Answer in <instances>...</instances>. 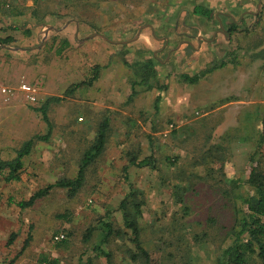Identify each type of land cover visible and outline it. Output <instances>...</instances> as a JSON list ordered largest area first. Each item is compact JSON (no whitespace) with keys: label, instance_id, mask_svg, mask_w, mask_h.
Returning <instances> with one entry per match:
<instances>
[{"label":"rangeland","instance_id":"1","mask_svg":"<svg viewBox=\"0 0 264 264\" xmlns=\"http://www.w3.org/2000/svg\"><path fill=\"white\" fill-rule=\"evenodd\" d=\"M30 1L32 5L25 7ZM170 1L174 0L7 3L13 12L22 10V19H30L24 22L89 23L88 32L106 28V38L109 28L120 23L112 32L120 40L132 37L128 34L138 25L127 34L125 29L131 24L127 22L157 18ZM176 2L190 6L191 13L195 7L209 10V22L243 23L232 33L227 30L228 42L219 35L226 51L235 53V63L201 76L188 90L180 80L171 82L170 71L168 75L163 71L150 88L136 85L133 92L134 74L125 65L118 75H98L91 86L67 94L72 84L91 76V67L102 64L96 57L104 55L98 43L73 38L74 24L69 35L75 43L62 54L50 47L25 56L24 83L37 88V99L13 106L11 118L1 124L0 135L2 129H8L11 142L0 158H14L24 141L46 134L47 123L38 109L48 97L61 99L47 109L50 138L34 140L30 154L22 159L20 180L0 186V213L12 219L13 227H20L19 239L30 237L24 264H40L43 257L46 260L41 264H87L89 260L107 264L96 246L104 233V220L111 221L115 229L122 226L118 207L129 192L128 183L138 197L142 192L141 240L157 264H215L219 252L231 243L242 207L239 194L249 189L243 184L254 164L249 153L255 148V134L264 115V0ZM196 3L200 4L193 6ZM185 12L181 11L180 20ZM177 14L175 9L164 15L168 23H174ZM200 15L194 13V17ZM225 49L221 47V55ZM3 62L0 59L2 66ZM105 117L109 119L105 149L87 168L84 183L74 196L63 188H53L25 208L14 203L28 200L60 178H73ZM132 158L136 162L148 158L153 166L130 165ZM5 173H0V181ZM89 227L93 229L86 239ZM100 247L110 252L112 264H136L129 258L128 249L134 247L126 237L112 236Z\"/></svg>","mask_w":264,"mask_h":264},{"label":"crops","instance_id":"2","mask_svg":"<svg viewBox=\"0 0 264 264\" xmlns=\"http://www.w3.org/2000/svg\"><path fill=\"white\" fill-rule=\"evenodd\" d=\"M0 1V39L9 40L0 42V59L4 60V66L0 63V85L13 88H17L24 82L22 70L26 68V55H35L37 54L36 52L39 53L46 48L50 49V47L56 53L62 47L64 39H67L70 45L63 48L62 52L75 43L69 35V28L71 25L73 27L74 24L73 38L78 39L80 43L88 42L91 44L96 42L104 52V55L96 57L102 60V64L98 63L101 66L99 78L108 74L113 75V77L118 75V71L124 69L125 61L132 62L142 54L144 58H152L154 60L157 76H160L159 73L163 71H166L165 75H168V71H170L171 82L176 84L180 80V84L188 90L190 86L193 87L195 84H190L189 82L181 83L184 80H181L178 75L182 73L194 75L205 69V65L210 61L220 60L224 57L227 49L221 44L219 35L224 36L228 42V37H226L227 30V33H230L232 28L238 29L239 24H243L233 23L234 21L232 23H224L221 19L217 20V23L209 22L210 18L207 15L203 16V14L200 17H194V11L192 13L191 11L188 12L190 6H182L180 2H176L181 0H174L170 1V4H165L167 5L166 7L163 5V10H159L162 11V14L157 18H148L149 20H144L145 23H137L138 20L127 22L131 23L128 26L129 28L126 27L127 29H125L127 34L138 24L136 30L134 29L135 31L128 34L132 37L117 40L113 38L112 32L117 29L116 26L120 23H116L112 28H109L106 38L103 35V30L106 28H98L99 31L88 32L89 23L24 22L23 20L30 19H22L21 15L23 12H21V9L19 12H13L12 8L8 7L7 0ZM32 3V1L26 2L25 7H30ZM200 3L201 5L206 4L204 1ZM200 3H196L193 6ZM205 6L208 7V5ZM175 9L179 14L178 21L168 23L164 14L167 13L169 16ZM184 9L186 10L185 17L180 20V13ZM192 19L194 21L189 23ZM100 26V28L104 27L102 23ZM132 26L133 28H131ZM118 37L117 35L116 38ZM221 47L225 49L222 55L220 54ZM109 50H111L110 54L107 53ZM150 52L152 55L148 57L147 54ZM162 56H164L163 59H160ZM219 56L220 58H218ZM21 59L24 60L23 63ZM229 65L231 66L232 64L229 63L225 67ZM5 98L0 93V116H2L0 118V126L11 118L13 106H23V102H26L25 95L20 91H17L9 99ZM1 133L0 153L1 151L4 152V149L9 148L11 142V135L8 129H2ZM18 149L15 150V153ZM2 159L0 158V161H5ZM5 171L7 172L6 169ZM14 181L17 180L6 181L4 177L3 181H0V186L4 187V185H9ZM8 197L9 195L2 197V199ZM18 202L20 201L14 200L16 205H18ZM5 216L0 213V264H24L23 259L26 258L25 252L30 244V237L28 236L27 240L24 241L19 239L18 229L20 227H13L12 219L8 215V218Z\"/></svg>","mask_w":264,"mask_h":264},{"label":"trees","instance_id":"3","mask_svg":"<svg viewBox=\"0 0 264 264\" xmlns=\"http://www.w3.org/2000/svg\"><path fill=\"white\" fill-rule=\"evenodd\" d=\"M194 13H200L209 16L210 11L205 9L194 8ZM235 23V22H233ZM236 28H232L230 33ZM8 39H0V42H7ZM70 45L67 39L63 40L62 47L56 51V54H62V49ZM140 55V54H139ZM235 53L232 51H226L224 57L220 60H214L209 62L207 68L197 72L194 75L187 73L180 74V79L187 81L191 84H195L201 76L210 73L218 68H223L227 64H234L236 61ZM124 64L134 74L132 82V90L134 92V86L141 85L145 88L151 87V81L157 78V70L154 60L152 58H144L138 56L132 62L125 61ZM91 76L83 81L72 84L65 92L68 94L75 88L80 86H91L93 82L98 78L100 65H94L91 67ZM162 87L161 89H163ZM59 97H48L42 103L40 110L43 119L47 123L46 134H37L26 140L22 146L16 151V156L10 160L0 161V173L5 169L7 170L5 180L13 181L19 180L22 171V159L30 154L34 140H48L51 134V123L47 115V109L51 102L59 101ZM160 100V94L155 98V103ZM109 131V119L105 117L94 137L92 144L83 152L82 157L78 164L76 175L73 178H60L53 183L45 186L42 189L35 191L28 200H22L18 202V206L25 208L32 205L37 199L46 196L53 188H63L66 190L68 196H74L82 187L85 180V173L87 168L103 153L107 141V135ZM255 148L249 154V161L254 162L250 167L249 174L244 180L249 189L244 194H239V198L242 201V207L239 208L240 213L238 217V224L236 228L231 231L232 240L231 243L219 252L215 264H264V115L261 118L260 127L255 134ZM259 156V158H256ZM130 165L144 166L151 165L152 162L148 158H144L140 161L130 159ZM126 169V167H125ZM128 177L125 176V180ZM238 184L236 183V186ZM129 192L120 201L118 209L122 212V226L115 229L111 221H103L104 233L100 244L96 246L99 248L102 255L107 259V264H112L111 254L108 251L101 249L100 246L108 243V239L112 236L126 237L127 241L131 243L134 250L128 249L129 258L133 262L139 264H157V260L151 257V253L144 247L141 240V226L139 217L141 216V206L144 204V199L141 198L142 192L134 191L133 186L128 183ZM234 190L237 188H233ZM136 195V197L134 196ZM182 199H179V202ZM244 209V210H242ZM108 217V216H107ZM93 227H89L86 231L85 238L88 239ZM46 260L45 257L40 260V264ZM51 264H56L55 261H51ZM87 264H92L89 260Z\"/></svg>","mask_w":264,"mask_h":264},{"label":"built area","instance_id":"4","mask_svg":"<svg viewBox=\"0 0 264 264\" xmlns=\"http://www.w3.org/2000/svg\"><path fill=\"white\" fill-rule=\"evenodd\" d=\"M17 91L22 92L25 98L32 102L37 99V88L27 83H21L17 88L0 85V93L3 94L7 99L15 95Z\"/></svg>","mask_w":264,"mask_h":264}]
</instances>
